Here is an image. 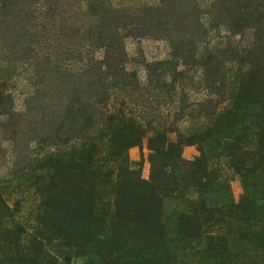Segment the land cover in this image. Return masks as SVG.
Here are the masks:
<instances>
[{
	"label": "trees",
	"instance_id": "1",
	"mask_svg": "<svg viewBox=\"0 0 264 264\" xmlns=\"http://www.w3.org/2000/svg\"><path fill=\"white\" fill-rule=\"evenodd\" d=\"M146 38L169 56L130 57ZM0 135V264H264V0H0Z\"/></svg>",
	"mask_w": 264,
	"mask_h": 264
},
{
	"label": "rangeland",
	"instance_id": "2",
	"mask_svg": "<svg viewBox=\"0 0 264 264\" xmlns=\"http://www.w3.org/2000/svg\"><path fill=\"white\" fill-rule=\"evenodd\" d=\"M128 1H139V0H128ZM141 1V0H140ZM153 2V0H142ZM202 5H204L208 0H198ZM207 42L209 47H216L222 44L223 41H227L230 39L232 43V36L231 34L227 33L224 29L218 28L217 30H210L208 33ZM202 47H200L201 50ZM125 49L130 57L134 58H144L146 61H156L165 59L170 54V47L166 41L163 40H153V39H127L125 41ZM232 49V47L230 48ZM14 60H11L10 63L12 64ZM30 68L28 64L21 65L17 68L14 72L12 80L8 81L7 83V90L10 92L13 101V109L16 111H20L23 109V104L25 98L32 92V87L30 85L29 75H30ZM2 137V135H0ZM31 149L34 153L37 152L38 148L34 145L31 146ZM5 152L4 157H1ZM147 149H146V140L143 141L141 148H132L129 150V158L132 162V166L136 167V163L142 160L141 165V176L144 179L148 178L149 174V165L147 162ZM197 155L194 147H185L183 150V157L185 159H192ZM10 154H9V147L7 143H1L0 149V180L3 178L9 177V172L13 171L10 165ZM2 163H4L2 165ZM222 170H221V178L226 181L231 189V192L235 199L239 197L241 194V185L239 179L236 175L232 173V171L226 166L223 162ZM21 166L19 165V168ZM17 169V168H16ZM14 196H21L22 205L20 213L17 216V222H21L27 228L30 227V224L33 221L34 212H35V205L36 199L31 190L23 191L21 194H15ZM13 196V198H15Z\"/></svg>",
	"mask_w": 264,
	"mask_h": 264
}]
</instances>
